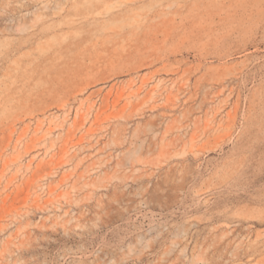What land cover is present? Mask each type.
Returning <instances> with one entry per match:
<instances>
[{"label":"rangeland","instance_id":"374dc122","mask_svg":"<svg viewBox=\"0 0 264 264\" xmlns=\"http://www.w3.org/2000/svg\"><path fill=\"white\" fill-rule=\"evenodd\" d=\"M0 264H264V0H0Z\"/></svg>","mask_w":264,"mask_h":264}]
</instances>
